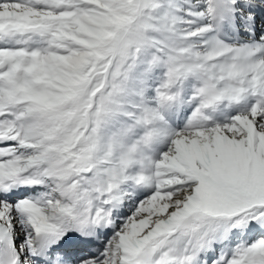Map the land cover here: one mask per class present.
<instances>
[{
    "label": "snow or ice",
    "instance_id": "obj_1",
    "mask_svg": "<svg viewBox=\"0 0 264 264\" xmlns=\"http://www.w3.org/2000/svg\"><path fill=\"white\" fill-rule=\"evenodd\" d=\"M0 264H264V0H0Z\"/></svg>",
    "mask_w": 264,
    "mask_h": 264
}]
</instances>
